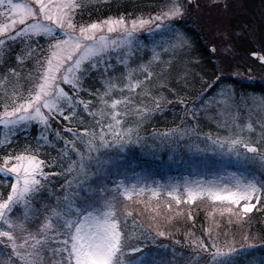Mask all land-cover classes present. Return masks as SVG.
<instances>
[{
    "label": "snow or ice",
    "instance_id": "1",
    "mask_svg": "<svg viewBox=\"0 0 264 264\" xmlns=\"http://www.w3.org/2000/svg\"><path fill=\"white\" fill-rule=\"evenodd\" d=\"M104 7L0 0V264H264V90L225 74L228 0ZM213 10L209 77L186 25Z\"/></svg>",
    "mask_w": 264,
    "mask_h": 264
},
{
    "label": "trees",
    "instance_id": "2",
    "mask_svg": "<svg viewBox=\"0 0 264 264\" xmlns=\"http://www.w3.org/2000/svg\"><path fill=\"white\" fill-rule=\"evenodd\" d=\"M159 0H122V1H113L105 4V7L102 9L103 13H108L109 11L116 13L123 10H128L134 7H142L147 4H152L153 2H157ZM239 4V8L235 11H231L230 9L227 11L226 15V25L234 35L232 36V48L238 54V56L242 57L251 66H259L264 69L263 65H259L256 63L254 59L249 56V52L255 49H259L264 54V23L261 22L264 18V0H234ZM230 7V6H229ZM216 12L213 10L211 16L213 18V22L217 23L215 17ZM261 19V20H260ZM197 26L196 22H189L186 27L192 33V39L194 43L195 50V58L205 60L206 62L199 65L195 70L201 71L204 73H208L209 77L212 75V69L216 67V59L215 56L210 55V50L206 46V42L208 41L207 37L201 32ZM200 27V26H199ZM242 87L249 90L254 91H262L264 90V85L259 83H241ZM249 85H251L249 87ZM171 115L167 116L169 121ZM163 125L158 121L157 127H162ZM145 201H147V197H144ZM135 200V198H134ZM206 205V204H205ZM202 205L197 207L194 205V216L196 227L200 228L201 224L204 222L205 217L203 215H207L208 205ZM132 207L135 209L136 204L133 202ZM140 208L143 209L144 205H140ZM183 208H186L183 206ZM208 213H210L208 211ZM254 231L257 233L260 232L261 229H264V213H257L254 218ZM185 225L184 221H180L177 226L180 228Z\"/></svg>",
    "mask_w": 264,
    "mask_h": 264
},
{
    "label": "rangeland",
    "instance_id": "3",
    "mask_svg": "<svg viewBox=\"0 0 264 264\" xmlns=\"http://www.w3.org/2000/svg\"><path fill=\"white\" fill-rule=\"evenodd\" d=\"M117 1H120V0H117ZM104 2L106 3H109L110 0H104ZM159 2V1H157ZM153 3H156V2H153ZM228 3H229V8L228 10L230 9L231 11H235L239 8V4L236 3L234 0H228ZM263 22H264V18H262ZM189 22H196L197 24H199V26H197V28L203 32V34L205 35V37H207V39L209 40L213 35H214V30H215V27H216V23L213 22V18L209 19L208 17L204 16V17H201L199 20L195 17V16H192V17H189L188 18V23ZM228 28V27H227ZM218 55L226 60V68H225V74L233 71L237 65H241V67L239 68V71L241 72V77H237V81L240 83H259V84H262L264 85V69H262L261 67L259 66H251L248 61H246L245 59H243L242 57L238 56V54L233 50V48H231V50L225 54V52L223 51V48L221 47ZM216 59V57H215ZM248 69H251V73L248 72ZM249 75L251 76V79L249 80L248 77ZM245 91H249V92H256V93H260L259 91H254V90H249V89H245ZM168 115H171V113H169ZM256 116L253 115L252 116V120L255 121L256 120ZM167 119V117L165 118ZM170 119L172 120V116H170ZM151 127V126H150ZM255 132L258 134L259 133V129H256ZM254 139H258V135H255L253 136ZM153 204L155 203V198H153ZM174 203V202H173ZM208 205V211L211 212L212 211V205L210 202H200V201H194L193 202V205L197 206V207H200L202 205ZM205 205V206H206ZM185 206L186 208L188 209H185L183 208V212H184V216L186 218L187 216V213L189 211H191L194 215V209L195 208H192L194 206H189L187 203H184L182 205V207ZM208 211H207V214H208ZM203 218L206 217V215H203L202 216ZM205 220V219H204ZM186 222V219L185 221ZM198 230V228H197ZM182 227H181V232H180V235L182 236ZM179 238V237H178Z\"/></svg>",
    "mask_w": 264,
    "mask_h": 264
},
{
    "label": "flooded vegetation",
    "instance_id": "4",
    "mask_svg": "<svg viewBox=\"0 0 264 264\" xmlns=\"http://www.w3.org/2000/svg\"><path fill=\"white\" fill-rule=\"evenodd\" d=\"M261 20V19H260ZM261 22H263L262 20H261ZM264 23V22H263Z\"/></svg>",
    "mask_w": 264,
    "mask_h": 264
}]
</instances>
